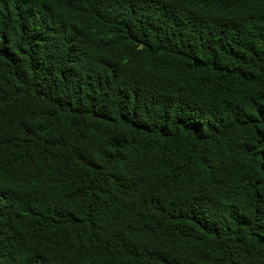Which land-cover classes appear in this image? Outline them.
<instances>
[{
    "label": "trees",
    "instance_id": "obj_1",
    "mask_svg": "<svg viewBox=\"0 0 264 264\" xmlns=\"http://www.w3.org/2000/svg\"><path fill=\"white\" fill-rule=\"evenodd\" d=\"M0 264H264V0H0Z\"/></svg>",
    "mask_w": 264,
    "mask_h": 264
}]
</instances>
